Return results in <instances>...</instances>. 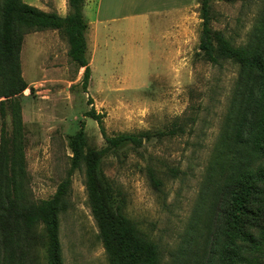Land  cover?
I'll return each mask as SVG.
<instances>
[{
    "label": "rangeland",
    "instance_id": "1",
    "mask_svg": "<svg viewBox=\"0 0 264 264\" xmlns=\"http://www.w3.org/2000/svg\"><path fill=\"white\" fill-rule=\"evenodd\" d=\"M22 1L47 11L64 4V0ZM261 8V0H214L211 27L233 44H245ZM197 14L199 21L192 24L191 38L179 57L150 46L147 60L126 63L121 45L115 44L109 62L102 60L101 53L94 56L85 90L83 69L77 70L70 61L67 40L56 30L26 33L20 49L21 76L27 84L17 98L23 156L20 182L27 198L37 202L54 194L70 166V139L81 125L86 147H104L97 122L85 116L91 108L103 115L107 135L148 131L150 138H143L141 145L133 148L128 143L105 153L101 168L123 212L157 244L163 264L180 243L193 213L239 71L228 60L212 64L202 58L198 8ZM126 70L130 72L123 73ZM190 116L194 120L184 126V133H167L174 122ZM11 119L10 109L4 119L0 117V140L10 134ZM147 166L162 179L159 190L151 184ZM84 179L83 166L78 167L58 214L63 263L109 264ZM29 250L42 261L40 247L34 244Z\"/></svg>",
    "mask_w": 264,
    "mask_h": 264
},
{
    "label": "trees",
    "instance_id": "2",
    "mask_svg": "<svg viewBox=\"0 0 264 264\" xmlns=\"http://www.w3.org/2000/svg\"><path fill=\"white\" fill-rule=\"evenodd\" d=\"M212 1L197 0L202 58L212 64L228 60L239 71L193 213L167 264H264V0L242 45L233 44L221 31L212 29ZM83 4L84 0H67L68 13L60 16L22 0H0V117L4 119L10 109L12 118L10 134L5 133L0 140V264H64L58 214L65 206L71 176L81 166L109 264H163L157 244L123 212L101 168L105 153L128 143L133 148L141 145L143 138H150L148 131L107 135L103 115L91 108L85 116L97 122L104 147H86L81 125L69 142L72 155L67 174L50 198L29 200L20 182L23 156L17 98L27 88L20 69L23 36L47 29L63 35L70 61L77 70L83 68L81 85L85 90L91 68ZM193 120L190 116L181 123L174 122L167 133H184V126ZM146 172L159 190L162 179L150 166ZM34 244L41 248L42 261L33 258L29 250Z\"/></svg>",
    "mask_w": 264,
    "mask_h": 264
},
{
    "label": "crops",
    "instance_id": "3",
    "mask_svg": "<svg viewBox=\"0 0 264 264\" xmlns=\"http://www.w3.org/2000/svg\"><path fill=\"white\" fill-rule=\"evenodd\" d=\"M197 8V0H84L89 63L97 53L109 62L115 44L121 45L118 46L123 50L121 59L126 63L140 61L141 57L147 60L151 56L150 46L161 47L163 54L168 50L170 55L179 57L181 48L191 38L192 24L199 21ZM53 11L65 16L67 0ZM127 72L130 71L123 73Z\"/></svg>",
    "mask_w": 264,
    "mask_h": 264
}]
</instances>
